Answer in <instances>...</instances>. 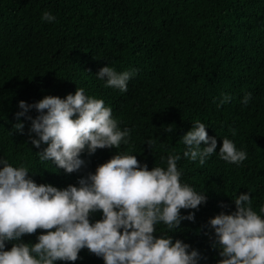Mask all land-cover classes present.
<instances>
[{
	"label": "trees",
	"instance_id": "obj_1",
	"mask_svg": "<svg viewBox=\"0 0 264 264\" xmlns=\"http://www.w3.org/2000/svg\"><path fill=\"white\" fill-rule=\"evenodd\" d=\"M46 10L54 22L42 21ZM106 66L135 73L127 92L105 87L96 77ZM77 88L102 99L118 127L131 130L130 140L119 149L92 155L85 150L81 169L66 174L40 160L36 153L46 145L32 146L31 121H17L16 113L20 101L63 99ZM246 93L252 94L247 106L241 103ZM224 95L232 99L218 107ZM27 115L34 119L38 113ZM197 120L217 140L216 153L203 165L183 158L182 137ZM18 122L24 134L13 129ZM224 138L246 152L245 161L237 165L219 158ZM116 152L136 155L149 170L166 168L169 155L181 156V183L204 193L207 202L181 210L182 216L194 213V221L184 220L174 230L157 224L155 235L190 245L189 251L200 255L197 264H218L208 221L234 212L232 199L240 194H251L258 214L264 206V0H0V160L26 166L37 185L64 189L78 187L79 179ZM100 219L101 212L90 216L92 223ZM41 234L37 230L21 239L35 244ZM11 247L6 242L5 250ZM74 264L104 261L83 249Z\"/></svg>",
	"mask_w": 264,
	"mask_h": 264
},
{
	"label": "clouds",
	"instance_id": "obj_2",
	"mask_svg": "<svg viewBox=\"0 0 264 264\" xmlns=\"http://www.w3.org/2000/svg\"><path fill=\"white\" fill-rule=\"evenodd\" d=\"M41 19L51 23L56 18L46 10ZM134 74L106 66L96 77L105 81V87L127 92ZM231 99L224 95L217 106ZM251 99L252 94L246 93L241 103L247 106ZM18 107L17 121L21 117L31 121L28 136L32 146L40 149L46 145L36 155L66 174L81 169L85 162L80 156L85 150L92 155L98 149H119L130 140L131 130H121L112 109L102 99L86 95L83 88L63 99L45 96L31 105L20 101ZM33 109L38 113L34 119L27 115ZM13 129L24 134L23 123H16ZM166 130L171 132L172 127ZM181 142L186 148L183 158L199 160L201 165L216 153L217 140L208 136L199 120ZM146 144L151 150L153 141ZM218 155L237 165L247 158L228 138L223 139ZM180 159V155H169L166 168L149 170L136 155L116 152L94 174L79 179L78 187L64 189L37 185L26 166L14 167L7 159L0 160V264H74L83 249L102 258L104 264H197L200 255L189 251L190 245L155 235L157 224L174 230L184 220L194 221V213L182 216L181 210H195L207 202L204 193L181 183ZM232 200L236 210L221 212L207 225L214 232L212 248L221 257L218 264H264V206L260 214L254 211L249 192ZM97 212L102 219L90 222ZM37 230L45 233L37 237L38 242H22V237ZM6 242H12L10 250H5Z\"/></svg>",
	"mask_w": 264,
	"mask_h": 264
}]
</instances>
